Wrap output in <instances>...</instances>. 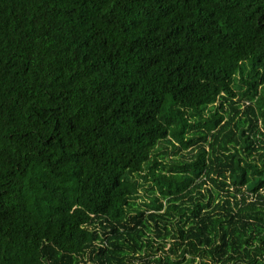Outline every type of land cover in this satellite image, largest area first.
Returning <instances> with one entry per match:
<instances>
[{"label": "trees", "instance_id": "16d2710c", "mask_svg": "<svg viewBox=\"0 0 264 264\" xmlns=\"http://www.w3.org/2000/svg\"><path fill=\"white\" fill-rule=\"evenodd\" d=\"M259 134L264 0H0V264H264Z\"/></svg>", "mask_w": 264, "mask_h": 264}, {"label": "rangeland", "instance_id": "374dc122", "mask_svg": "<svg viewBox=\"0 0 264 264\" xmlns=\"http://www.w3.org/2000/svg\"><path fill=\"white\" fill-rule=\"evenodd\" d=\"M240 105H241V110L244 113V112L248 111V108H247L248 105H251L253 108H256V105L257 104L255 102H250L248 100H242V101H240ZM224 108H225V110H228V111L231 110L230 107H229V105H228V102L227 103H224ZM234 124H235V122L232 123V126ZM257 137H258V140L264 141V136H262V135L259 134ZM258 140L255 141V147L258 146ZM259 145H262L261 142H259ZM177 152H178V154L175 155L174 152H173V149L172 148H169L166 156L169 159L170 158L189 157L190 154L194 152V149H187V150H182V151H177ZM148 201H149V194H147L146 192H144V190L142 189L140 191V193H139V196L135 199V202L139 206H141L142 208H146L145 207V203L148 202Z\"/></svg>", "mask_w": 264, "mask_h": 264}]
</instances>
